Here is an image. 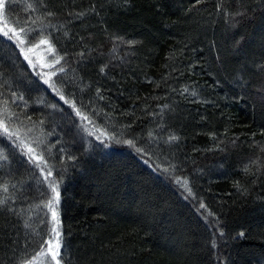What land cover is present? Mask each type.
<instances>
[{"label":"trees","instance_id":"1","mask_svg":"<svg viewBox=\"0 0 264 264\" xmlns=\"http://www.w3.org/2000/svg\"><path fill=\"white\" fill-rule=\"evenodd\" d=\"M5 3L0 28L50 33L65 71L53 90L0 31V119L19 137L0 128V264L56 231L62 264H264V0Z\"/></svg>","mask_w":264,"mask_h":264},{"label":"snow or ice","instance_id":"2","mask_svg":"<svg viewBox=\"0 0 264 264\" xmlns=\"http://www.w3.org/2000/svg\"><path fill=\"white\" fill-rule=\"evenodd\" d=\"M197 3L200 2V0H196ZM6 7H10V5L5 3V0H0V10L5 9ZM46 7V5H45ZM217 10L219 11L222 8L221 4H217L216 5ZM248 11H251V9H247L244 10L243 7L237 9L236 11H229L228 9H224L225 12V23L230 24L232 27H235L237 25H239L240 23H242L244 20H246L248 18ZM49 16L52 15L51 12L48 13ZM0 31H3V35L8 37L9 40H13L15 39L18 43V45H24L26 43V40L24 38H22V36L20 35L21 33H23L26 37H29L28 42L31 43V47L28 48L29 52L34 51L35 49H38L40 47V45H47V51L49 53H55V55L53 56V59L51 62L49 63H45L43 61V59H41V67H47L49 69H51V71L49 73H44L42 78L44 76L48 77L47 79H44V83L48 84L49 87H52L53 90H55V86L54 84L50 83V78L52 75H55L57 71L59 72H64L65 71V67L64 65H62L60 62L62 59H64L63 56H61L59 53L56 52V48L54 46V44L48 39V36L50 35V33L46 34L45 31L43 29H33L32 31L35 32V35H30V33H28L26 31V29L24 27H20L19 29L14 28V27H10L7 30H5L4 28H0ZM11 32V34H10ZM37 38H39V42L38 43H34L33 41H35ZM115 40H120L122 41L123 38L116 36L114 37ZM126 43H135V41H131V42H126ZM21 51H24V48H21ZM80 57H84L85 53L84 52H80L78 54ZM25 59H29L27 55H25ZM29 63L31 64L32 61L29 59ZM56 65H60V67L57 69L55 66ZM107 67V65H104L103 67H101V72L104 71V69ZM262 72H264V65L261 66L260 69ZM185 91H187V89H185ZM97 93H99V89H97ZM11 97H15L17 99H23V97L17 96V93L12 92ZM193 96L196 95L195 91L192 93ZM102 98V97H101ZM60 99L64 100L65 103H69V101L67 99H65V97L61 94L60 95ZM262 99H264V97H262ZM15 101L13 100V103ZM25 106H26V102H25ZM72 107L75 108L76 105L74 102H72ZM77 115H80L79 110H77ZM11 118V116H9V119ZM28 119H30V117H27ZM84 119H87V117H84ZM0 128H3V131L5 133L8 134V137L11 139L13 136H17L18 137V133H14L12 131L9 130V128L7 126H5L4 124V120L0 119ZM29 131H32L31 129H29ZM149 137H151L153 135L152 132L148 133ZM19 138V137H18ZM177 137L175 135H171L169 136V140H176ZM121 141L117 140V143H120ZM124 143L128 144L131 147H135L134 141L132 139H128L123 141ZM41 143H43V141H41ZM137 152L139 153H144V149L141 148H137L136 149ZM35 150L31 147L28 148V152L30 154V159H36L37 157L31 155ZM61 151H64L63 149H61ZM262 151H264V149H262ZM42 159V157H40ZM174 167V165L172 166ZM167 170V169H166ZM42 172L45 171V169H41ZM47 175L44 177L45 180H48V177L52 176L53 171L52 168L49 167L47 168ZM0 187L3 188V190L5 192L8 191V186L5 185H0ZM13 187H15V185H13ZM49 187L52 189V191L55 193V197H56V201H59V197H60V193L56 190V183L54 181H49ZM8 199H11V197H8L7 199H0V209H6L9 212H14L15 213V209L8 207ZM13 203H15V200H13ZM48 207L51 209V202L48 203ZM201 208H204L205 205L201 204L200 205ZM23 211V209H21V212ZM17 215H19V213H16ZM53 218H55L56 213L55 211L52 212ZM25 227H28L29 225L27 224V222H25ZM53 231H55V229H53ZM56 241H55V245L53 246V241L52 240H48L45 243L48 245L47 248V252L50 254L51 257V261L54 262V264H62V253H61V248H62V244L59 240V236L60 233L58 231H56ZM223 233H221L222 235ZM241 236H243V232L240 233ZM42 254V250L41 253ZM33 259H35V257H33ZM26 264H32L31 260L27 261Z\"/></svg>","mask_w":264,"mask_h":264},{"label":"rangeland","instance_id":"3","mask_svg":"<svg viewBox=\"0 0 264 264\" xmlns=\"http://www.w3.org/2000/svg\"><path fill=\"white\" fill-rule=\"evenodd\" d=\"M30 47L31 45H28L26 43L24 45H20V48H24V51H23L24 55H27L28 58L32 61L31 64L29 63L31 67L35 70L37 74H41V72L44 70L48 71L49 68L41 67V59H43L45 63H49L52 61L54 53H49L47 51V46H44V45H40L38 49H35L32 52L28 51V48ZM29 59L27 60L29 61ZM45 73H48V72H45ZM56 239H57L56 234H54V237L52 239L53 246L55 245ZM47 248L45 249V251L43 252L41 256H39L37 259H35L32 262V264H54V262L51 261L50 254L47 252Z\"/></svg>","mask_w":264,"mask_h":264}]
</instances>
